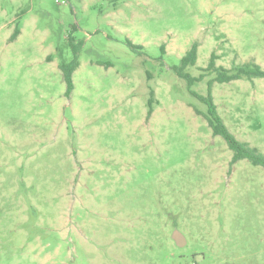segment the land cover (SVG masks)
<instances>
[{
    "label": "rangeland",
    "instance_id": "374dc122",
    "mask_svg": "<svg viewBox=\"0 0 264 264\" xmlns=\"http://www.w3.org/2000/svg\"><path fill=\"white\" fill-rule=\"evenodd\" d=\"M193 44L199 95L211 54L264 71V0H0V264H264V169L173 71ZM212 97L264 156V78Z\"/></svg>",
    "mask_w": 264,
    "mask_h": 264
},
{
    "label": "trees",
    "instance_id": "16d2710c",
    "mask_svg": "<svg viewBox=\"0 0 264 264\" xmlns=\"http://www.w3.org/2000/svg\"><path fill=\"white\" fill-rule=\"evenodd\" d=\"M19 34V30H16L12 35L11 40H14ZM215 54H211L207 67L202 70L205 72H214L216 76L207 82L206 95L202 96L190 89L192 84L200 80V77L194 79L190 77L187 73H184L188 67H194L197 61V45L193 44L191 49L186 52V54L180 59L179 66H174L173 71L177 77L185 80L187 84V91L189 94L201 102L206 107V115L203 117L206 119L208 126L210 127L212 134L214 136L221 137L229 150L232 152V162H236L242 159L249 160L254 166H260L264 169V156L258 154L253 148H249L247 145L239 142L236 138L228 131L219 114L217 113L216 105L213 102L212 88L214 83H229L232 81H239L243 79H253V78H264V71L261 70L260 66L254 62L246 63L239 66L233 70H225L222 67H217L215 65L216 61ZM78 67V62L74 58V63L71 65H61L60 70L64 75L65 82L67 83L68 90L72 88L71 75L73 71ZM154 94L151 93V98L149 100V110L147 111V117L149 118L152 114L153 108L152 103L154 102ZM197 115H201L197 110L194 109Z\"/></svg>",
    "mask_w": 264,
    "mask_h": 264
},
{
    "label": "water",
    "instance_id": "95a60500",
    "mask_svg": "<svg viewBox=\"0 0 264 264\" xmlns=\"http://www.w3.org/2000/svg\"><path fill=\"white\" fill-rule=\"evenodd\" d=\"M174 240L176 241V239L174 238Z\"/></svg>",
    "mask_w": 264,
    "mask_h": 264
}]
</instances>
